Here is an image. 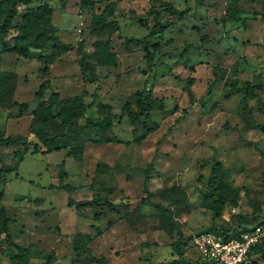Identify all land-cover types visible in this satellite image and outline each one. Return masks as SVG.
Returning <instances> with one entry per match:
<instances>
[{
  "label": "rangeland",
  "instance_id": "374dc122",
  "mask_svg": "<svg viewBox=\"0 0 264 264\" xmlns=\"http://www.w3.org/2000/svg\"><path fill=\"white\" fill-rule=\"evenodd\" d=\"M45 1L52 7L54 34L73 49L56 57L46 70L37 56L49 53V48L21 56L0 47V71L17 74L14 84L0 83V93L9 87L0 96V131L36 142L26 149L21 144L0 145V166H17L6 174L5 183L0 182V205L11 218L12 240L28 249L27 261H13L10 255L16 250L0 242V264H97L73 246L74 238L83 233L91 237V253L104 256L106 264H197L199 252L191 241L195 232L264 225V114L256 99L244 93L245 85L259 81L261 88L254 92L264 102V0H116L109 19L119 25L111 34L117 62L104 66L96 64L95 41L108 35L92 31L90 20L91 12L100 11L107 1H97L93 8L82 6L80 0ZM163 1L188 13L179 20L167 11L160 14L163 22L172 24L161 32L148 65L142 42L125 40L149 31ZM24 7L20 4L19 12ZM228 7L246 19L226 20ZM139 17L143 24L137 22ZM19 20H14L7 41H12ZM82 57L94 65L92 71L80 69ZM47 79L40 99L36 91ZM232 80L237 88L230 86ZM142 89L162 99L164 107L151 112L149 121H134L129 112L136 111L137 91ZM53 91L59 98L83 93L85 103L93 100L84 116L114 120L108 130L60 135L62 145L84 140L80 160L67 156L63 148L42 152L44 146L29 131L32 111L44 106ZM243 105L251 107L259 127H245ZM83 122L84 117L76 120L77 125ZM46 129L66 131L55 120L46 122ZM215 162L221 164L218 181L225 198L220 205L204 194ZM150 163L147 187L153 194L147 197L143 181ZM61 167L66 174L60 180ZM59 183L74 189L67 192L56 187ZM160 189L175 201L163 198ZM105 196L117 210L67 205L68 197ZM159 205L172 226L165 223ZM98 210L102 214L96 219ZM127 214L132 226L122 218ZM109 218L113 224L107 227ZM249 259L264 264V246L252 251Z\"/></svg>",
  "mask_w": 264,
  "mask_h": 264
},
{
  "label": "trees",
  "instance_id": "16d2710c",
  "mask_svg": "<svg viewBox=\"0 0 264 264\" xmlns=\"http://www.w3.org/2000/svg\"><path fill=\"white\" fill-rule=\"evenodd\" d=\"M97 1H107L105 6L98 12H91L90 27L94 32L107 33L108 37L105 40L98 39L95 41V46L97 50V65H116L117 58L115 52L112 50L111 44V34L114 31L119 29V25L116 21L109 19L110 16L114 14L116 7V0H80L82 6L93 8ZM20 4H24V10L19 12L18 7ZM163 7L160 10L154 11L153 24L149 28V31L142 37H129L126 42H142L143 50L145 51V57L147 59L148 65L152 59V52L159 47L160 39L162 38V31L165 30L172 23L170 20L163 22L160 19V14L167 11L169 14L176 16L179 20L188 13V9L179 10L173 6L170 1H163ZM62 6L64 2L62 1ZM150 10L154 8L150 7ZM51 13L52 7L45 0H0V47L2 51L17 53L21 56H28L29 52L33 49H42L49 48V53H39L37 58L44 64L46 70L47 65L51 63L56 57L66 53L67 51L73 49V45L70 42H65L61 40L57 35L54 34L55 27L51 23ZM264 16V13L262 14ZM20 18L17 32L10 37L12 38L11 42L7 41V35L10 33L12 28H15L14 20ZM224 18L226 20H231L233 22H239L246 19L242 17L233 7H228ZM137 22L143 24L144 20L138 18ZM34 30V31H33ZM82 43V41H80ZM80 69L83 72L92 71L94 65L85 61L84 57L80 59L79 62ZM17 79V74L12 71H0V83L8 81V84H14ZM48 79L44 82H41L36 95L42 99L44 97V91L46 89V84ZM231 87L237 88V85L234 80L230 83ZM255 88H261L260 83H255L253 85H245L244 93L247 97L256 99L257 108L264 114V102L260 99L257 93L254 92ZM9 90L8 85L2 87L0 96L5 95ZM150 91L140 90L137 91V97L135 100L136 111L130 113L132 120L139 121L141 117L144 120H151L150 114L155 110L163 109L164 102L162 99L151 97ZM207 94H210V88L208 89ZM93 101V100H92ZM91 101V102H92ZM91 102L85 103L83 99V93L75 94L70 97H60L57 91H53L50 96L46 99V104L44 106H39L32 111L33 119L29 125V131L34 135V137L44 146L42 152L47 153L54 150L66 149V155L72 156L75 159L80 160L82 158V152L84 149V140H77L69 143L68 145H62L58 143V138L60 135L72 134L80 135L87 131L88 129H100L108 130L112 126L114 120L108 116L102 119H92L91 117L84 116L85 108L90 106ZM129 105H127L128 111ZM20 107L25 108L24 103L20 104ZM242 122L247 128H256L259 127L258 121H256L251 115V107L248 105H243L242 107ZM80 117H84V122L77 125L76 120ZM49 120L58 121L61 128L66 129L62 133H50L46 129V122ZM77 127V128H75ZM150 128V127H149ZM143 135H141L142 137ZM252 144L251 141H246ZM21 144L24 148H29L31 145L36 146V142H32L31 139H28L26 136L21 134H5L3 131H0V145H16ZM35 152V149L33 150ZM15 158L19 156L14 153ZM17 166L4 165L0 166V182L5 183L6 174L16 170ZM152 169V163L148 164L145 169V178L143 181L144 190L146 196L149 197L153 193L149 191L147 185L150 177V171ZM221 169V164L215 162L211 170V177L209 179V184L207 191L204 194L210 196L214 202L219 205L223 203L225 198L221 196V185L219 184V172ZM66 174L65 170L61 167L59 178L60 180ZM56 187L64 189L67 192H71L74 187L68 183H59ZM158 193L163 197L171 201H175V198L169 197V193H166L165 189H160ZM0 196L2 193L0 191ZM179 198V197H177ZM68 206H74L78 210L82 208H102L106 206L108 209L117 210V204H115L110 198H91V199H82L74 200L68 197L67 200ZM159 212L161 215H164L167 224L170 226L173 223L170 221V216L165 213L164 207L159 205ZM102 214L101 210L95 211L93 214L94 218H99ZM129 215H123L122 218L132 223ZM11 221V218L6 210L4 205H0V242L6 243L9 247L16 250L10 255L11 260L13 261H27L28 259V249L17 242L12 240L11 233L8 229V225ZM113 224V219L109 218L106 222V226L110 227ZM132 226V224H131ZM253 226V225H252ZM162 227H165L163 225ZM250 228L249 226L241 225L237 228H214L206 229L212 230L220 234L224 238L230 236H237L240 231ZM96 233L100 234V229L95 226ZM179 239L182 238V235L179 234ZM91 237L88 233L80 234L73 240V246L76 249H80L86 252L92 261H96L97 264H106V259L104 256H94L91 253L90 247L88 246ZM263 244H258L253 247L252 251L263 247ZM51 258V255H48Z\"/></svg>",
  "mask_w": 264,
  "mask_h": 264
},
{
  "label": "built area",
  "instance_id": "2783aa9c",
  "mask_svg": "<svg viewBox=\"0 0 264 264\" xmlns=\"http://www.w3.org/2000/svg\"><path fill=\"white\" fill-rule=\"evenodd\" d=\"M191 241L199 252L201 263L197 264H252L249 257L253 247L264 245V225H253L228 238L203 229L195 232Z\"/></svg>",
  "mask_w": 264,
  "mask_h": 264
}]
</instances>
